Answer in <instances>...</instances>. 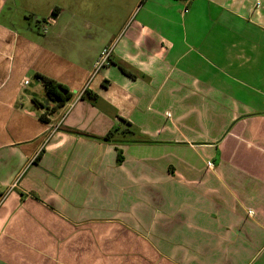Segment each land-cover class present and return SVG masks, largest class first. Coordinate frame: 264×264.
Returning <instances> with one entry per match:
<instances>
[{"label": "crops", "instance_id": "1", "mask_svg": "<svg viewBox=\"0 0 264 264\" xmlns=\"http://www.w3.org/2000/svg\"><path fill=\"white\" fill-rule=\"evenodd\" d=\"M0 264H264V0H0Z\"/></svg>", "mask_w": 264, "mask_h": 264}, {"label": "trees", "instance_id": "2", "mask_svg": "<svg viewBox=\"0 0 264 264\" xmlns=\"http://www.w3.org/2000/svg\"><path fill=\"white\" fill-rule=\"evenodd\" d=\"M55 16H56V11H53L51 13V18H54ZM33 79L41 83L44 92L43 102H38L35 99H33L32 100L33 106L36 109H41L43 111V114L40 115L39 119L44 123H48L49 118L52 117L57 110H59L67 102L71 100L72 94L62 84H59L54 80L49 79L43 75L34 74ZM85 96L87 100L91 102L94 101L95 97H91L90 94L87 93L85 94ZM124 126H125L124 129L121 130L115 129L109 134H107L105 137H103L102 140L103 141L111 140L114 132H117L119 136L132 135V132L128 130L129 129L128 127H130L129 124L124 123ZM120 161H121L120 152H118L117 162L119 163Z\"/></svg>", "mask_w": 264, "mask_h": 264}, {"label": "built area", "instance_id": "3", "mask_svg": "<svg viewBox=\"0 0 264 264\" xmlns=\"http://www.w3.org/2000/svg\"><path fill=\"white\" fill-rule=\"evenodd\" d=\"M191 1L192 0H185V2H191ZM111 52H112V46H107L101 50V52L99 53L97 57V60L95 61L93 65L94 72L98 71L99 69H101L102 67L108 64ZM24 84L27 85L28 81H25ZM66 105L68 107L69 105H71V103L68 102V104L66 103ZM59 124L60 122L59 123L57 122V124L51 125L52 126L51 129H56L59 126Z\"/></svg>", "mask_w": 264, "mask_h": 264}, {"label": "rangeland", "instance_id": "4", "mask_svg": "<svg viewBox=\"0 0 264 264\" xmlns=\"http://www.w3.org/2000/svg\"><path fill=\"white\" fill-rule=\"evenodd\" d=\"M45 30V29H44Z\"/></svg>", "mask_w": 264, "mask_h": 264}]
</instances>
